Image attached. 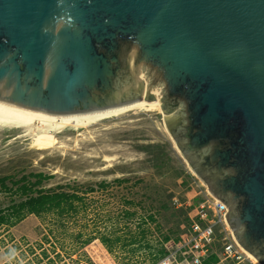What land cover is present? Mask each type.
I'll list each match as a JSON object with an SVG mask.
<instances>
[{
	"label": "water",
	"instance_id": "95a60500",
	"mask_svg": "<svg viewBox=\"0 0 264 264\" xmlns=\"http://www.w3.org/2000/svg\"><path fill=\"white\" fill-rule=\"evenodd\" d=\"M161 102L264 264V0H0V100L56 114Z\"/></svg>",
	"mask_w": 264,
	"mask_h": 264
},
{
	"label": "rangeland",
	"instance_id": "374dc122",
	"mask_svg": "<svg viewBox=\"0 0 264 264\" xmlns=\"http://www.w3.org/2000/svg\"><path fill=\"white\" fill-rule=\"evenodd\" d=\"M18 133L24 135L0 128V211L22 199L18 180L34 182L32 173L48 176L35 188L67 191L78 210L28 213L0 225V264H150L157 248H172L194 218L187 203L210 192L157 109L128 110L43 138Z\"/></svg>",
	"mask_w": 264,
	"mask_h": 264
},
{
	"label": "built area",
	"instance_id": "2783aa9c",
	"mask_svg": "<svg viewBox=\"0 0 264 264\" xmlns=\"http://www.w3.org/2000/svg\"><path fill=\"white\" fill-rule=\"evenodd\" d=\"M174 199L177 205L183 204ZM192 204L195 216L185 224L179 243L150 264H206L214 254L218 261L213 264H256L230 227L225 202L209 192L205 200H191L187 206Z\"/></svg>",
	"mask_w": 264,
	"mask_h": 264
},
{
	"label": "bare ground",
	"instance_id": "6f19581e",
	"mask_svg": "<svg viewBox=\"0 0 264 264\" xmlns=\"http://www.w3.org/2000/svg\"><path fill=\"white\" fill-rule=\"evenodd\" d=\"M143 108L163 111L160 101H149L142 98L115 108L75 114L42 112L0 100V128L22 130L24 135L18 133L17 138L30 134L43 138L48 135H57L69 128L80 130L128 110ZM111 158L112 156L110 155L105 156V160H110ZM248 254L256 264H262L254 255Z\"/></svg>",
	"mask_w": 264,
	"mask_h": 264
},
{
	"label": "trees",
	"instance_id": "16d2710c",
	"mask_svg": "<svg viewBox=\"0 0 264 264\" xmlns=\"http://www.w3.org/2000/svg\"><path fill=\"white\" fill-rule=\"evenodd\" d=\"M31 175L37 178L36 181L31 182L30 180H28V176H23L22 180H18L20 182L22 181V184L18 187L17 190L22 199L16 204H13L12 206H9L8 208L0 211V225L5 223L15 225V223L24 219L28 213L41 215L46 212H58L59 214L64 215L65 213L72 214L73 212H76L78 210L73 196L67 191L62 190L61 188H35L42 183L43 179L48 178L47 175H45L44 173H32ZM118 181L122 182L123 180ZM2 183H4L3 180H1V184ZM147 220L154 222L155 219L153 215H149ZM187 220L190 221V219ZM143 223H147V221H143ZM143 232L144 234L142 235V239H145L146 231L143 230ZM170 238L171 237L168 235L165 236L164 242L169 241ZM130 239L134 244H138L140 242V239L134 236H132ZM175 239L177 240L175 242L176 244L181 240V238L179 237H176ZM107 247L108 249H111L109 246ZM138 247L141 248L142 246H139L138 244ZM146 247L149 249H153L152 244H150L149 242L146 243ZM168 252L169 249H167V247L163 245L160 246L159 248H157L151 261L157 260L159 257L165 255ZM217 261L218 257L214 254L206 261V264H213Z\"/></svg>",
	"mask_w": 264,
	"mask_h": 264
}]
</instances>
